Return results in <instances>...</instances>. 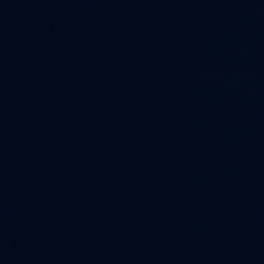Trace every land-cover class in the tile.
Wrapping results in <instances>:
<instances>
[{"label":"water","instance_id":"1","mask_svg":"<svg viewBox=\"0 0 264 264\" xmlns=\"http://www.w3.org/2000/svg\"><path fill=\"white\" fill-rule=\"evenodd\" d=\"M0 264H264V0H0Z\"/></svg>","mask_w":264,"mask_h":264}]
</instances>
